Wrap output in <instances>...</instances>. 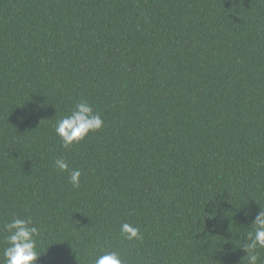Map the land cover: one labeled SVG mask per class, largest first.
Instances as JSON below:
<instances>
[{"label": "trees", "instance_id": "16d2710c", "mask_svg": "<svg viewBox=\"0 0 264 264\" xmlns=\"http://www.w3.org/2000/svg\"><path fill=\"white\" fill-rule=\"evenodd\" d=\"M81 100L104 126L64 148ZM260 208L264 0H0V228L31 217L36 264H246Z\"/></svg>", "mask_w": 264, "mask_h": 264}, {"label": "clouds", "instance_id": "9594fccd", "mask_svg": "<svg viewBox=\"0 0 264 264\" xmlns=\"http://www.w3.org/2000/svg\"><path fill=\"white\" fill-rule=\"evenodd\" d=\"M104 126L101 115L87 101L81 100L75 103L68 114L56 121L55 133L60 138L62 146L69 148L80 143L90 133L97 132ZM54 167L60 172L68 173L69 183L73 187H79L82 171L71 168L68 160L61 156L54 161ZM250 215L245 213V216ZM251 225L253 231L246 236L247 243L243 248L246 252V264H259L258 248H264V209L255 215ZM0 232L6 233L3 242V259L0 264H36L41 256L37 252V237L40 228L31 217L13 216L3 223ZM120 233L128 241L142 239L138 225L124 222L120 225ZM94 264H127L117 249L101 250L91 253Z\"/></svg>", "mask_w": 264, "mask_h": 264}]
</instances>
